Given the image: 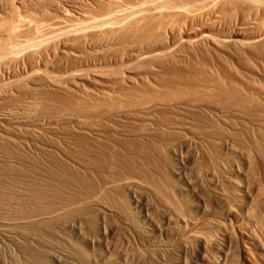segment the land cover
Segmentation results:
<instances>
[{
    "label": "rangeland",
    "instance_id": "rangeland-1",
    "mask_svg": "<svg viewBox=\"0 0 264 264\" xmlns=\"http://www.w3.org/2000/svg\"><path fill=\"white\" fill-rule=\"evenodd\" d=\"M87 1L55 0L52 3L49 2L50 4L43 3L45 5L40 7V11L32 12L26 10L27 13L29 12L27 15L24 12L25 9L22 8V10L18 4H15V6L19 9H16L15 6L12 9L11 5L13 3L11 5L9 3L12 2L11 0H2V2L0 0V52L8 50L11 51L13 56V51L18 46V50L21 51L20 53L18 52L19 54H15L17 60L15 57L13 59L19 61L8 70V75L5 73L6 69H0V93L2 92L0 94V264H19L23 261L22 257L28 255V251L25 253V250L29 248L28 246H31V244L28 245L30 240L27 236V231H33L35 228V231L40 234L41 230L37 231L39 226L36 227L37 225H34L35 227L32 228L31 225L29 227L23 223L22 225L18 223L20 226H17L16 220L21 218L18 216L23 213L22 217L27 216L29 212L28 215L30 216L39 213V211H45V207L48 209L47 207L54 203L52 201V203H49L48 199H46V203L44 202L46 200L43 201L42 197L39 198L38 193L42 189L39 190L38 188L41 182L42 184H51L49 182L51 181L55 184L57 179H59L58 177L62 178V182L69 180L65 178L68 175L62 174V172H60L61 175L57 174L58 177H56L55 173H57L58 169L55 168L54 170V167L53 169L50 167L51 170L48 164L49 161L52 163L57 162L54 163L56 166L62 164L67 172L70 170V173L85 177L81 171L75 169L76 165L74 164V160L79 159L78 154L81 146H98L108 143V145L123 146L132 144L134 140L149 143L150 145L151 163L149 161L141 162L140 160L139 164V168L143 167L142 169L145 170L143 171L140 168V171L150 177L144 178L142 175H138L139 173L137 172L124 171L120 174V177L137 183L133 188L134 192L129 193V190L124 185L114 187L112 189L114 191L111 190L110 194L106 192L107 196L105 195L106 198L104 197L103 199L107 200L104 202L108 206H114L113 209L120 212L119 219L117 218L118 216L114 218L113 216H108L104 221L106 228L109 227L108 230L113 232L109 244L119 248L122 246L127 247L129 253H127V260L128 262L130 261V264L156 263L157 252L151 249H148L149 251L146 250V252L141 247L139 239L128 230V227H130L136 230L139 229V231L142 229L141 231H143L145 227L141 219L144 211L141 204H136L135 202L138 199L137 201H140L142 205L148 206V214L152 223L158 226L161 231L169 229L174 232L173 234L176 235L178 233L180 235L185 231V223L191 224L192 229L186 234L189 236L188 238L186 237L187 240L189 239L188 241L186 240L189 247L187 258L185 257L187 261L194 258L197 251V243L199 237H201L200 239L204 238L208 241L206 256L209 260L211 259L212 264H264V104L258 108L262 110L263 115L260 120L256 118V114L253 112L241 116L232 110L231 112L229 110L231 108L224 103L216 104L218 108H223L221 117L214 116V114H212L214 117H210L209 114L211 113L205 111H202V113L196 110L195 107L190 108L172 104L173 107L166 106L148 113L147 115L149 116L142 125L143 119L141 115L144 114L137 116L131 113L125 116L120 109L127 104L144 103L150 100L146 85L148 83L150 85L153 84L149 77L154 69L152 62L145 64L144 61L138 62L124 59L122 62H114V64L106 66H97L96 64V68L94 66L77 68L74 76L70 74L73 78L69 77V73H64L71 63L74 64L73 61L79 63L80 61L78 60L90 62L91 59L92 62L104 55H121L126 47L133 44L137 46V41L133 40L132 42L126 34L123 35L121 33L122 35H120V33L117 32V34L115 32L114 38V33L110 35L107 47L95 43L79 55L74 52H65L61 43L72 41L77 37H83L93 32L97 33L98 30L103 33L102 30L104 28L107 29L110 25L115 28L120 26V23L141 17L146 12L150 14L164 12L170 6L178 5L184 7L189 4L193 5L199 0H120V2L117 0L118 6L110 7V9H108V5H111V3L108 0L107 3L106 0L105 2H102L103 0ZM74 4L79 5V8L81 7L79 12L83 17L79 16L80 14H71L70 6ZM105 4L106 6H104ZM10 8L11 11L9 10ZM12 10H15L14 13ZM231 12L227 14H229L230 20H233L235 18L233 15L236 12L234 10ZM15 14L20 20H23V28L20 30H24L18 31L16 35L12 36L13 32L7 33L8 26H3V24L5 25L7 21L8 23H13V17H16ZM37 14L39 15L36 16ZM38 18L43 19L45 24L43 23V25H38L37 28H34L33 23ZM228 20L229 17L225 19V22L229 23ZM31 23L33 28H31ZM26 24H30L28 25L29 28L26 27L28 29L25 28ZM4 27H7L6 31H4ZM203 31H206V28L197 31V34ZM231 32V30L227 29L226 31L225 29L223 35H228ZM188 36L192 37L193 35L189 34L185 37ZM111 37L114 41H112ZM123 37L128 39L124 38L123 41H126L121 44L123 43L121 41ZM15 43L17 44L15 45ZM19 44L26 47H22V49ZM14 45L17 47H12ZM39 49H47L48 51L42 50L46 55L44 56L46 57L45 63L38 62L37 64L36 61H38L39 55H34V59L31 60L33 66L27 67L25 55L31 52H38L37 50ZM60 50H64L63 53L59 52ZM181 54L183 61L185 60L186 63L187 60H191L186 58L184 53ZM80 55L81 58H78ZM200 62L210 66L212 69L215 67L213 55L210 51L204 52L203 56L200 57ZM230 66L232 68L237 67L234 63H231ZM118 70L123 71L125 75H122L123 77L113 86L106 85L108 83L106 78L99 80V78H95L90 74L91 71H101L102 73L113 71L112 73H114ZM87 74L89 77H86ZM63 76H66V78ZM76 76L77 78H75ZM45 77L51 81L49 82L47 79V83L43 79ZM96 79L99 81H96ZM156 89L161 90L162 88L157 86ZM135 101L136 103H133ZM209 103L213 104V102ZM114 111H121V113L117 114ZM108 114L110 115L107 116ZM211 127L216 136L212 132L208 136L213 137L208 139L209 137L207 138L204 132L210 130ZM92 133L101 134L103 137L100 138ZM140 133L145 134L140 137ZM227 139L231 141L234 151L222 149L221 143L228 141ZM172 146L177 149L174 148V150ZM178 147H181V149H178ZM235 150L238 152L241 150V152L245 151L249 156L248 177L247 179L245 178L246 180L235 173L234 169L232 171V163L234 165L236 163L238 165L241 164V160ZM120 151L122 150L120 149ZM180 156L185 161H183L185 165L184 175L183 178L182 176L174 178L176 176L171 174V170L181 165ZM51 172L55 175L53 176ZM102 175L100 177L94 174L88 175L93 186L91 185L92 187L89 188V185V187H85L81 191L78 190L79 192H71L72 194L69 196H72V199H70H74L76 202L77 198L81 199L82 196L85 198V195L87 197L94 187L101 182L103 179ZM186 176L190 180L188 183H191V185L187 183ZM52 177L56 179H52ZM63 178L66 180L63 181ZM229 180H234V183L238 186H231L228 182ZM59 182L61 181L59 180ZM152 182L163 190V199H158L152 194L149 189ZM34 183L38 186H36L37 191L39 190L37 193L34 189ZM147 185H149V188ZM179 188L182 189L179 190ZM194 191L203 196L206 206L211 212V216L207 220L200 218L198 208L195 207ZM221 192L228 196L238 192V195L241 194L242 197L253 193L252 195L256 200L254 208L251 209L253 212L249 211L250 221L241 212H238L241 223L228 214L230 210L233 212L237 211V207L232 202L225 205L217 204L215 198ZM41 193H39L41 194L40 196L43 195V192ZM108 194L110 197H108ZM32 198L40 202L39 205L41 207L46 205L44 209L41 210L43 207H35L28 203L33 200ZM35 199L34 201H36ZM43 202L44 204H42ZM33 208L38 212H34ZM82 208L87 209L80 210ZM82 208H76L74 211L70 210L66 212L67 214L64 213L65 215L62 214L61 218L58 217L56 219V222L52 220L54 226H59L60 224L59 227H61V224H65L64 222L75 218L71 212L73 211L76 212V218L82 215L80 219L83 220L85 231L88 233L94 232L98 235L97 229L101 217H97V215L100 214L93 207L83 206ZM15 216L17 217L15 218ZM13 219L16 220L13 222ZM49 222H46V224L52 226L53 224H49ZM41 225L39 229L42 228ZM42 226L43 228L46 227L44 223ZM20 233L22 234L20 235ZM66 233L72 232L67 230ZM13 235L17 237L16 240ZM69 235L72 237V234ZM156 238L157 242L167 246H175L178 242L175 241L174 236L165 237L159 234ZM71 243H73L71 246L67 245L64 249L66 250L69 247L67 251H69L70 256L72 255L73 260L77 259L78 263H80L79 261L87 260L93 253L90 249H83L85 247L81 242L71 241ZM25 247L27 248L25 249ZM174 250H176V247L172 251L165 250L162 253L163 260H165L163 261L164 264L174 263V252H178ZM115 259V255H111L109 260L113 261ZM105 264L108 263L105 261Z\"/></svg>",
    "mask_w": 264,
    "mask_h": 264
},
{
    "label": "bare ground",
    "instance_id": "bare-ground-1",
    "mask_svg": "<svg viewBox=\"0 0 264 264\" xmlns=\"http://www.w3.org/2000/svg\"><path fill=\"white\" fill-rule=\"evenodd\" d=\"M11 1L12 2H9V3L10 5L13 3V5H11L12 9L15 6V4H18L19 7H21V9L22 8L25 9L24 12H26V10L33 12V11H38L40 7H42L46 3H49V2L52 3V1H55V0H11ZM99 1H102V0H99ZM102 2H105V0H103ZM108 2L111 3V5L107 4L109 6L108 9H110V7L113 8V7L118 6L117 0H108ZM106 3H107V0H106ZM78 6L79 5H75V4L73 6L72 5L70 6V10L72 12L71 14L73 13L78 14V15L80 14L79 11L81 7L79 8ZM104 6H106V4ZM15 7L16 9L18 8L17 6ZM11 8L9 9L10 11H11ZM21 9H20V12H21ZM232 10H234L237 13V15L235 13L234 14L235 16L233 15V17L235 18L233 19L231 17L233 20H230V16L227 13H230ZM12 11L14 13L15 10H12ZM89 11L91 12V10ZM15 15L16 17H13V23L11 22L8 23L7 21L6 24L8 23V25L3 24V26H8V28L4 27L5 29L4 31H6V28H7V33L10 34L13 32L12 36L16 35L18 31L24 30V29L20 30L21 28H23V20H20L17 17V14ZM38 15L39 14H37L36 16ZM79 16L83 17V15L81 14ZM228 17L230 20V21L228 20L229 23L225 22V19ZM43 21H44L43 19L38 18V20L34 22L35 24L32 22L33 25L35 26L34 28H37L38 25L40 26L43 25L44 23ZM28 25L25 26V28L26 27L29 28ZM33 25L31 28H33ZM205 28H206V31H203L200 34H197V31H200ZM232 28L235 30L233 31ZM225 29L226 31L228 29V30H231L232 32L228 35L227 34L223 35V31ZM99 31L100 30H98V32ZM102 31L103 33L93 32L89 35L86 34L83 37H77L72 41L61 43V45L63 46V49H65V52L66 51L70 53L74 52L77 55H79L85 49H89L90 47H92L93 44L95 43L102 45L104 47H107V44H109L110 35L114 33V36H113L114 38L115 32L116 33L118 32L120 33V35H122L121 33H123V35L126 34V36L132 40V42L133 40L137 41L136 43L137 46H135L131 42L133 45L126 47V49L123 50V53L121 55H107V56L104 55V56L98 57L96 61H92V62H91V59H90V62H87L84 60L82 62L81 60H78L80 61V63L73 61L74 64L71 63L69 68L65 69L66 71H64V73L65 74L69 73L68 75L70 77L71 76L70 74H73L72 76L76 74L75 72L77 71L76 70L77 68H82L83 66L87 68L94 66V68H96V64L97 66H106L108 64L110 65L114 64V62L115 63L122 62L124 59L126 60L129 59L128 61H132V60L138 61V62L144 61L145 64L152 62L154 69L152 71V74L150 73L151 75H149V77L154 85L153 84L150 85L149 83L146 85L147 91L149 92L150 100L144 103H141V102L136 103L135 101L133 103H136V104H129V105L127 104L125 105V107L120 109L125 116H128V114H131V113H134L137 116L139 114H144V115H141L143 119L142 125L144 124L146 118L149 116L147 115L148 113H150L151 111L155 109L163 108L166 106H172V104L179 105V106L183 105V106L190 107V108L195 107L196 110L200 112L205 111L207 113H211L209 114L210 117L212 116V114H214V116L216 115L217 117L222 115L223 108H220V107L218 108L216 105L217 103H220V104L224 103L228 105L229 108H231L229 109L230 111L232 110L234 111V113L240 116L244 114L248 115V114H251L252 112L256 114V118L258 120H260L261 116H263L262 110L258 108L264 104V0H199L195 2V4L193 5L189 4L188 6H184V7L178 6V5L170 6L164 12H156L153 14L146 12L144 15H142L139 18H134L129 21H125L122 24L120 23V26H117L115 28L114 26L112 28V25H110L109 27H107V29L104 28V30ZM189 34L193 36L185 37ZM6 36L8 37V35ZM99 37L102 39H100ZM127 37H123V39L121 38V41H123L124 38L128 39ZM93 40L95 41L93 42ZM112 41L114 40L112 39ZM125 41H123V43L121 44H124ZM16 44L17 43H15V45ZM15 45L12 47L16 48L17 46L15 47ZM22 47H26V46H21V48ZM18 48L19 46L17 47L16 50H18ZM47 49L46 50L42 49V50L45 52H48ZM59 49L61 48L59 47ZM16 50L13 51V56L11 55V51H8V50L4 52L2 51L3 53L0 52V69L1 70L2 68L6 69L5 73L7 75L9 74L8 70L11 69L12 66L14 67V65H16L17 62L19 61V60L16 61L17 60L16 55L18 52L20 53L21 51L19 50L16 51ZM39 50H37L38 52H35V53L25 52L27 53L25 55V61H27V67L33 66V62L31 60L34 59L36 55H39V59L38 61H36L37 64L38 62L45 63L46 61L45 59L46 57H44L46 56L45 52L43 53L42 50L40 51ZM63 51L60 50L59 52L63 53ZM207 51L212 52L214 66L217 69L215 67L212 69L210 66H207L206 64H202L200 62V57H202L204 52H207ZM52 52H55V51H52ZM67 53H64V54H67ZM181 53H184L185 54L184 56H186V58H190L191 60L189 61L187 60V63L185 62V60L183 61V57ZM186 54L188 55V57ZM14 57L16 60L13 59ZM78 58H81V55L80 57L78 56ZM231 63L236 64L237 65L236 68L238 69L232 68V66H230ZM118 71H115L114 73H112L113 71L112 72L106 71L109 74H107L106 72L102 73L101 71L99 72L91 71L90 74L95 78H99V80H103L104 78H106L108 82L106 85L113 86V85H116L115 83L118 82L120 78L125 75L123 71H120L121 73ZM34 74L37 75L36 73ZM83 75L85 76V74ZM86 77H89L88 74ZM64 78H66V76ZM75 78H77V76ZM43 79H45L46 81L48 79L49 82L51 81L47 77ZM99 80L96 79V81H99ZM72 82L74 81L72 80ZM10 85H8V87H10ZM155 86L161 87L162 89L158 90L156 89ZM209 102H213L214 105ZM121 111H114V112L119 114L121 113ZM110 114H108L107 116H109ZM213 131L214 130L211 127L210 130H207V132H204V133H206V136L208 138L209 137L208 135L211 134ZM92 134L97 135L100 138L103 137V135L98 134V133H92ZM144 134L145 133H140L139 135L141 137ZM214 136L216 135L214 134ZM212 137L210 136L208 139ZM132 142H133L132 144H125L123 146H118L115 144L108 145L109 143L106 145L103 144V145H98V146L97 145H91V146L83 145V147L81 146L80 148L81 150L78 154L79 159L74 160V164L76 165L75 169L77 171H81L85 175V177H81L79 174L77 175L72 172L70 173L69 169H68L69 171L67 172L66 169L63 168L64 166L62 164L56 166L54 165V163H57V162L53 161L54 163H52L49 161L48 163L49 168L51 167L53 169L54 167V170L55 168L58 169L57 173H55L56 177H58L57 174L61 175L60 172H62V174L68 175L67 177L65 175L64 176L65 178L69 180H66L65 178H63L64 179L63 181L65 180L66 181L62 182L61 180L62 178L58 177L59 178L57 179L58 184H56L57 182H55L54 184L53 182L49 181L51 184L45 183L46 184L45 185V184H42L41 182V185H39V188H38L39 190L42 189L40 190V192L39 190L37 191L38 186L36 185V183H34L35 187L37 186L36 188L33 186L34 189L36 190V193L43 192L42 196H40L42 193L41 194L38 193L39 198L42 197L43 201L48 199L49 203H52V202L54 203L50 204L51 207L49 206L47 207L48 209H46L45 207L46 205L44 206L42 205L43 207L42 208L41 205H39L40 202H38L34 198L38 202L37 203L32 198L33 200L31 202L29 201L28 203H30L31 205L35 207L40 206V208H42L41 210H43L45 207V211H41V212L39 211V213L37 214L33 213L34 215H30V216L28 215L30 213L29 212L27 216L22 217L24 214L23 213L21 214L22 216L21 215L18 216L21 218H17V220L13 219V222L14 220H16L17 226L19 225L18 223H21L20 225H22V223L28 226L31 225L32 228L35 227L34 225H37L36 227L38 226L40 227V225L41 224L43 225V223L46 226V227L44 226L45 228H43V226L41 225L42 227L41 229H39L38 227L37 231L39 232V230H41L40 234L35 231V228L33 231H30V232L27 231V236L30 240V242H28L29 243L28 245L31 244V246H28L29 248L25 247V249L27 248L25 250V253H27L26 251H28L27 253L28 255H25L24 257H22L23 258V261H21L22 263L19 261L21 264H49V263L50 264L51 263L52 264H105V261L108 264H130V261L128 262L127 260L128 254H129L127 247L120 246L121 248H119V247H115L109 244L110 243L109 240L113 236V232L108 230L109 227L106 228L104 221L106 217L108 216L109 217L113 216V218L115 216H118L117 218L119 219L120 212H118L117 210H114L113 209L114 206L113 207H111V205L108 206L104 202L107 199H103V198L104 197L106 198L107 196L106 194L107 193L110 194V191L114 187L116 186L118 187L120 185L122 186L124 185V187H126V189L129 190V193L134 192L133 188L136 186L137 183H135L134 181L130 179L127 180L126 178L120 177V174L124 171L132 172V173L137 172L139 173L138 175L140 176L142 175L144 178H148L147 176L149 175L146 176L145 175L146 173H142L143 171H145L142 169L143 167L142 168L140 167L143 170L142 172L140 171L139 164H140V160L141 162L149 161V163H151L150 150H149L150 145L149 143L147 144L145 142L137 141V140H134ZM221 147L225 151H234L233 149L234 147L231 145L230 140L222 142ZM119 148L122 151H120ZM174 148L177 149L176 147H173V149ZM178 149H181V147H178ZM241 151L236 152L237 156H239L241 160V164L238 165L236 163L234 165L232 163L233 165L232 171L234 169L235 173L241 175L243 179L245 178L247 179L248 177L247 168L249 165V162H248L249 156L247 153H245V151L243 152ZM180 159H181V162H180L181 165L177 168H174V169L172 168L171 170V174L173 176H176L174 178H178L181 176L183 178V175H184V169H185L184 162L185 161L183 160V158H181V156H180ZM51 174H53V176L55 175L52 172ZM93 174L99 177L102 175L103 177L101 182L98 183V185H96L97 188L94 187L93 191L90 190L91 193L88 194L87 197L86 195H85V198L82 196L81 198L82 200L77 197H73L75 199L76 198L78 199L76 200V202L74 201V199L71 200L72 196H69L70 194H72L71 192L75 193V191L76 192L78 190L81 191V189L83 188L85 189V187H89V185H90L89 188L93 186L88 176V175H93ZM69 176H71L70 177L71 179L69 178ZM52 179H56V178L52 177ZM186 179L188 180V177ZM59 180L61 182H59ZM189 181L190 180H188L187 183ZM228 182L233 187L236 185V183H234V180L233 181L229 180ZM188 184L191 185V183H188ZM28 186L31 187L30 185ZM150 186L151 188H149V185H147V187L151 190L152 194L155 195L156 198L158 199H163L164 197L163 190L159 188L154 182H152ZM182 188H179V190ZM190 189H191V186H190ZM236 189L238 190L237 187ZM252 194L253 193H250V194H247L246 197L244 196L242 197L241 194H240L241 196L238 195V192L237 194L232 193L230 196L226 195L224 192H221L215 198V201L217 204H220V205H225L229 202H232L237 207V211L233 212L230 210L228 211V214L230 216H233L237 222L241 223V219L239 217L238 212H241L244 215H246L247 219L250 221L249 211L252 208H254L253 206L255 205V200H256L254 199ZM108 197H110V195ZM193 197H194L195 207L198 208L200 218L202 220H207L211 216V212L207 208L206 202L203 196L200 195L197 191L196 192L194 191ZM137 200L136 201L134 200V201L136 202V204L140 203L142 206V210L144 211V213L141 215L142 216L141 219L145 227L143 231H141L142 229L139 231V229L136 230L130 227H128L129 228L128 230L133 234V236L139 239L140 245L143 249H145V251L148 249H151L157 252L158 256L156 258L157 260L155 264H164L163 261L165 260H163L164 258L162 256L163 255L162 253L165 250L172 251L173 248L175 247L178 252L177 253L174 252L175 258L173 261L174 263L172 264H212L211 259L209 260V258L206 256L207 254L206 247H208L207 246L208 241L204 238L200 239L201 237H199L198 243L196 242L197 251L195 252L196 254L194 258L189 259L188 261L186 260L187 254H188V248H189L188 243H187V241L189 240V239L187 240V238L189 236H187L186 234L191 231L192 229L191 224L186 222L184 226L185 231L180 235L178 233H176V235L173 234L174 232L170 231L169 229H166L165 231H161L158 226L152 223V220L148 214V208H147L148 206L144 204L143 206L142 203L140 201L138 202ZM44 202L47 203V200ZM44 202L42 204H44ZM83 206H86L88 208L93 207L95 208L96 212L100 214V215H97V217L98 216L101 217V220L100 221L98 220L100 222V223L98 222L99 223L98 229H97L98 235L94 232L88 233L87 231H85V229L83 228V223H82L83 220L80 219L82 215H80L81 217L77 215L79 217L76 218V215H75L76 212H73V211L76 208L80 209V207L82 208ZM83 209H87V208H82L80 210H83ZM35 210L34 212H38L37 210L36 211ZM70 210H73L71 212L74 214L73 217L75 218H73L71 221L64 222L65 224H61V227H59L60 224L59 226L58 225L54 226V223L52 220L56 222V219L58 217L61 218L62 214L69 212ZM16 217L17 216H15V218ZM49 221L50 222L52 221V222L50 223ZM181 221L184 222L183 220ZM46 222H49V224H53V225L50 226L46 224ZM67 230H69V232H72V233H69V234H72V237L69 234H67L68 232L66 233ZM21 234L22 233H20V235ZM159 234L160 235L162 234L165 237L174 236L175 241H178V242L175 246L174 245L167 246V245L161 244L160 242L156 241L157 239L156 237ZM16 239L17 237L15 238V240ZM71 241L81 242L85 247L83 249H86V250L90 249L93 253L88 257L87 260L84 259L85 261L82 260V261H79L80 263H78L77 259L73 260V257H71L72 255L70 256L69 251H67L69 250L68 249L69 247L66 248V250L64 249L67 245L71 246V244L74 243V242L71 243ZM71 251L70 253L73 252ZM111 255H115L116 259L113 261H110L109 259H111Z\"/></svg>",
    "mask_w": 264,
    "mask_h": 264
}]
</instances>
